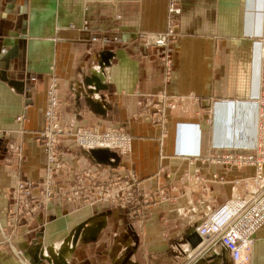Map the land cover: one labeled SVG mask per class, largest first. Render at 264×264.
<instances>
[{"label":"crops","instance_id":"0c3cea01","mask_svg":"<svg viewBox=\"0 0 264 264\" xmlns=\"http://www.w3.org/2000/svg\"><path fill=\"white\" fill-rule=\"evenodd\" d=\"M169 5L0 0V264H233L218 242L191 248L190 240L212 209L251 192L244 182L254 165L210 155L254 151L257 110L246 102L257 83L252 45L264 36V0H177L172 26ZM170 27L166 76L164 47L149 41ZM52 77L63 125L123 126L131 136L128 154L61 141L62 159L102 179L133 175L151 202L134 208L56 196L23 213L18 182L46 174L39 133ZM161 94L170 101L159 102ZM233 99L241 103L227 111ZM252 246L246 264H264V224Z\"/></svg>","mask_w":264,"mask_h":264},{"label":"built area","instance_id":"2783aa9c","mask_svg":"<svg viewBox=\"0 0 264 264\" xmlns=\"http://www.w3.org/2000/svg\"><path fill=\"white\" fill-rule=\"evenodd\" d=\"M170 26L174 18L180 13L177 0H170ZM173 31L170 27L167 33L155 34L151 44L164 47L161 52L163 68L166 76L173 70L172 52L169 36ZM168 46V47H167ZM166 47L168 48L166 50ZM253 60L257 83L254 92L246 103H251L257 110L256 145L250 154L222 153L210 155L217 162L232 160L244 165H254L255 175L246 179L244 185L251 189L246 195L236 194L223 201L221 205L212 209L198 227L205 245L218 242L225 247L234 264H246L252 260V240L257 230L264 224V36L253 41ZM59 79L52 77L47 91V106L44 112L45 123L39 133L41 147L45 156V178L36 183L34 181H19L15 189V198L24 214H33L41 202H47L54 197H60L66 202L83 203L98 201L108 204H117L125 207L138 206L140 203H149L153 194L137 188V179L133 175L114 173L106 180H101L99 172L88 166L84 170L71 168L62 159L58 144L61 141L91 150L108 149L128 154L131 148V136L123 126L108 127L97 130L90 127L73 128L65 126L59 116L61 107L59 93ZM159 102L170 101L164 94L157 96ZM240 101L227 102V111L233 112ZM243 104V103H242ZM21 120V116H17ZM198 128V127H197ZM196 145L200 148V128L197 129ZM218 147V146H217ZM222 147V146H219ZM232 147V144L225 145ZM200 149L191 155L199 154ZM185 151L181 154H189ZM197 183L209 191L207 179L197 176ZM241 180H235L238 184ZM28 189L38 190V193L29 195ZM164 195V189L160 190ZM163 197V196H162Z\"/></svg>","mask_w":264,"mask_h":264},{"label":"water","instance_id":"95a60500","mask_svg":"<svg viewBox=\"0 0 264 264\" xmlns=\"http://www.w3.org/2000/svg\"><path fill=\"white\" fill-rule=\"evenodd\" d=\"M192 239L190 240V245H191V248H195L199 245V243H201L203 240H202V237L199 235V233L193 231L192 232Z\"/></svg>","mask_w":264,"mask_h":264},{"label":"rangeland","instance_id":"374dc122","mask_svg":"<svg viewBox=\"0 0 264 264\" xmlns=\"http://www.w3.org/2000/svg\"><path fill=\"white\" fill-rule=\"evenodd\" d=\"M250 99V98H249ZM20 125V124H19ZM101 180H102V178H101ZM103 180H106V179H103ZM95 200H92L91 202H94ZM42 203V202H41ZM138 205H140V204H138ZM131 207H136V206H133V205H130ZM230 255V254H229Z\"/></svg>","mask_w":264,"mask_h":264},{"label":"bare ground","instance_id":"6f19581e","mask_svg":"<svg viewBox=\"0 0 264 264\" xmlns=\"http://www.w3.org/2000/svg\"><path fill=\"white\" fill-rule=\"evenodd\" d=\"M200 234V233H199ZM252 245H253V240H252ZM231 263H233L234 264V262H232V260H231Z\"/></svg>","mask_w":264,"mask_h":264}]
</instances>
